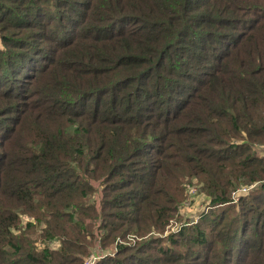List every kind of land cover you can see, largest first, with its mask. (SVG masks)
Returning a JSON list of instances; mask_svg holds the SVG:
<instances>
[{"label":"trees","instance_id":"obj_1","mask_svg":"<svg viewBox=\"0 0 264 264\" xmlns=\"http://www.w3.org/2000/svg\"><path fill=\"white\" fill-rule=\"evenodd\" d=\"M99 239L96 264H264V0H0V264Z\"/></svg>","mask_w":264,"mask_h":264},{"label":"rangeland","instance_id":"obj_2","mask_svg":"<svg viewBox=\"0 0 264 264\" xmlns=\"http://www.w3.org/2000/svg\"><path fill=\"white\" fill-rule=\"evenodd\" d=\"M258 147L262 148L261 145H259ZM96 185H100L99 183H96ZM187 195L186 198L180 203L179 208H178V214H176V217L171 219L169 225L167 226L168 231L166 233L169 232H173L176 231L184 226H186L187 224H191L193 222H196V219L199 217L200 213H202L207 205H208V197L207 195L201 190V188L199 187V185L197 183H195V181H190L187 182ZM196 186L198 188L197 194L195 196V198H193V204L190 207H184V202L190 197V186ZM244 185V184H243ZM190 187V188H189ZM186 205V204H185ZM29 219H31L30 216L28 215H24L23 216V220L28 221ZM166 233H164L163 235H165ZM134 236L130 235L128 236L125 241H131L133 240ZM119 241H123L122 239H118ZM40 243H42L41 241H38V246L40 247ZM60 244V242H58L57 240H52L49 241V245L55 247L58 246ZM90 252L88 253V255L86 256L85 261H87L93 254L98 256L92 264H96L99 260H101L103 257H105L106 255L109 254H114L116 252V247H109V248H104L102 247V242L100 241V239L98 241H96L94 244H92L90 246Z\"/></svg>","mask_w":264,"mask_h":264},{"label":"built area","instance_id":"obj_3","mask_svg":"<svg viewBox=\"0 0 264 264\" xmlns=\"http://www.w3.org/2000/svg\"><path fill=\"white\" fill-rule=\"evenodd\" d=\"M254 184H244V185H239L237 188L232 190L231 196L234 202H237L240 197L245 194ZM191 187V188H190ZM190 197L184 202V207H190L193 204V198H195L198 188L196 186H190ZM186 204V205H185ZM98 256L92 255L87 261H85V264H92L93 261L97 258Z\"/></svg>","mask_w":264,"mask_h":264}]
</instances>
